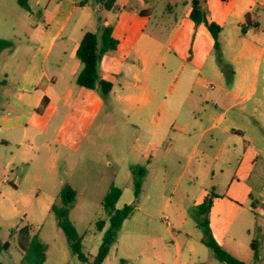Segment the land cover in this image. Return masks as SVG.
Here are the masks:
<instances>
[{
	"label": "crops",
	"instance_id": "1",
	"mask_svg": "<svg viewBox=\"0 0 264 264\" xmlns=\"http://www.w3.org/2000/svg\"><path fill=\"white\" fill-rule=\"evenodd\" d=\"M203 1L208 22L221 27L220 58L206 25L191 18L193 0L185 3L179 16H172L168 6L167 15L162 12L154 21L151 0H116L109 10L113 19L105 21L112 26L118 47L102 57L99 67L102 79L117 80L110 82L107 97L76 82L83 68L76 52L86 31L83 24L66 34L65 28L73 12L84 10V5L67 0L65 20L58 4L54 11L46 7V23L33 27L35 56L15 81L12 97L8 89L0 91V153L12 149L6 163L12 169L22 147L54 152L60 141L77 146L110 98L126 110V124L133 130L137 157L125 174L130 187L134 168L145 164V186L161 161V185L173 186L174 191L184 187L194 206L217 190L209 214L213 236L235 257L253 262L241 252H252L251 243L261 228L254 219L258 201L253 192L258 186L264 189V0ZM6 42L0 53L6 48L14 55L16 47ZM54 47L59 51L56 72L49 74L44 64ZM3 70L7 83L11 75ZM53 108L56 116L61 109L67 114L59 124L44 118ZM73 112L79 115L78 123L72 120ZM7 183L16 189L13 181L2 179L3 185ZM117 186L121 195L116 208H121L126 185L120 181ZM90 244L94 246V240ZM189 249L195 251L190 244ZM177 251L180 261L178 243ZM6 253L0 254V264H7L1 260ZM205 253L200 249L198 254ZM19 256L12 264L20 263ZM109 257L110 253L106 260Z\"/></svg>",
	"mask_w": 264,
	"mask_h": 264
},
{
	"label": "rangeland",
	"instance_id": "2",
	"mask_svg": "<svg viewBox=\"0 0 264 264\" xmlns=\"http://www.w3.org/2000/svg\"><path fill=\"white\" fill-rule=\"evenodd\" d=\"M66 1L29 0L30 11H27L19 5L18 0H0V41L13 43L17 49L14 55L6 48L5 52L0 53V91L8 89L9 96L12 97L15 81L22 76L33 55L35 56L33 27L46 23L43 18L44 9L48 7L54 11L57 4L61 7L60 14L65 20L69 9ZM77 1V6H82V0ZM189 1L151 0L154 11L152 21L162 12L167 15L165 9L168 6L172 9V16H179L185 3ZM84 7V10L79 8L74 11L67 20L65 34L75 30L80 24H83L86 32L94 33L108 17L113 19L112 11L101 7L96 0H87ZM58 52V47H54L44 64L49 74L56 72ZM3 69L11 75L7 83L4 82L6 79ZM108 79L113 84L117 82L114 77ZM55 113L53 108L44 118L59 124L67 117L63 109L59 116ZM73 115L72 120L78 123L79 115ZM132 138L133 130L126 124V110L115 106L108 98L87 136H80L77 146L60 141L54 152H48L47 149H40L38 152L37 148L22 147L16 153L12 169L6 167L7 161L12 158V149L3 150L0 153V242H9L10 247L1 260L12 264V258H20L15 235L12 234L17 228L28 225L31 235H38L47 246L46 264H89L96 255L100 247L97 243L101 244L103 236L97 229V222L107 221L104 198L112 185L117 186L122 181L126 188L120 205L125 203L123 207L135 203V210L119 232L117 251L112 250L103 264H190L193 260L196 263L191 264H222L215 259L213 251L201 243L203 234L197 225V206L188 199L184 187H177L174 191L173 186L161 185L160 181L164 176L161 161L154 167L155 176L142 186L135 199L134 186L130 187L125 178L127 167L137 157L132 147ZM41 140L39 138L38 143ZM52 156L55 157L54 160L51 159ZM141 167H145V164H141ZM169 168L176 169L174 165ZM4 178L13 181L16 189L10 183L3 185ZM66 186L76 191L69 209V219L83 238V252L88 263H82L72 253L65 233L58 226L57 216L51 210L53 204L58 207L63 205L61 191ZM260 188L258 186V190L253 192L254 199L258 201L257 217L254 219L261 227L254 240L258 245V256L262 260L257 264H264V189L260 191ZM212 192L219 193L217 190ZM164 216L169 217L170 228L164 224ZM91 240H94V246H91ZM177 243L183 254L180 261L176 259ZM189 244L194 247V252H190ZM200 249L205 250L206 256L198 254ZM249 253L250 251L243 250L241 255L252 259L253 254ZM198 257L204 261L200 262Z\"/></svg>",
	"mask_w": 264,
	"mask_h": 264
},
{
	"label": "trees",
	"instance_id": "3",
	"mask_svg": "<svg viewBox=\"0 0 264 264\" xmlns=\"http://www.w3.org/2000/svg\"><path fill=\"white\" fill-rule=\"evenodd\" d=\"M28 2L29 0H18L19 5L23 9L30 11ZM96 2L107 10H111L116 4V0H96ZM203 2V0H193L191 18L197 24L203 23L206 25L215 40V47L220 58L218 38L221 27L215 23L208 22ZM85 3L86 0L80 2L81 5ZM246 17H249V14H247ZM112 30V26L104 21L100 28V36H98L97 33L86 32L76 52L77 59L83 65L81 72L77 76V84L87 89L99 90L103 97H107L110 94L112 84L100 77V61L104 55L115 51L118 47V41L113 38ZM3 44H7V42L1 40L0 47H2ZM45 104L44 101L43 106ZM133 173L135 176L134 194L135 199H137L141 191L146 171L143 168H134ZM120 195V189L112 185L104 198L103 207L107 214V221L99 220L97 222V229L103 231V236L98 252L89 264L104 263L111 248L117 244L119 232L124 222L130 218L135 210V203L124 205L122 208H116V203ZM75 197L76 191L66 186L61 191V201L63 205L60 207L53 205L51 210L57 216L58 226L65 233L72 253L76 255L82 263H88L89 260L83 252L82 237L78 234L73 223L69 219V209ZM215 197L216 195L210 192L196 208L197 225L202 230L203 234L201 242L213 251L215 259L222 264H257L261 262L262 260L258 256V245L255 240L251 243L254 261L246 262L235 257L215 239L209 221V214ZM12 235H15L16 248L21 255L19 264H46L47 246L39 239L38 235H31L30 226L25 225L21 228H17ZM9 247V242H0V254L8 251Z\"/></svg>",
	"mask_w": 264,
	"mask_h": 264
},
{
	"label": "built area",
	"instance_id": "4",
	"mask_svg": "<svg viewBox=\"0 0 264 264\" xmlns=\"http://www.w3.org/2000/svg\"><path fill=\"white\" fill-rule=\"evenodd\" d=\"M162 220H163L164 224H165L168 228L171 227L170 219H169L168 216H164V217L162 218Z\"/></svg>",
	"mask_w": 264,
	"mask_h": 264
}]
</instances>
